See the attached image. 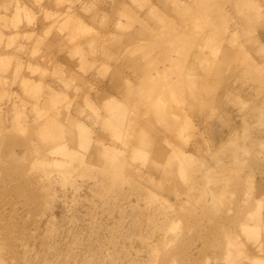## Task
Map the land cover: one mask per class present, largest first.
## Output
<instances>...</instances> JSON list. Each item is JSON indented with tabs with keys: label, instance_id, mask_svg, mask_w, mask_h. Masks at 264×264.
Returning a JSON list of instances; mask_svg holds the SVG:
<instances>
[{
	"label": "rangeland",
	"instance_id": "1",
	"mask_svg": "<svg viewBox=\"0 0 264 264\" xmlns=\"http://www.w3.org/2000/svg\"><path fill=\"white\" fill-rule=\"evenodd\" d=\"M263 208L264 0H0V264H264Z\"/></svg>",
	"mask_w": 264,
	"mask_h": 264
},
{
	"label": "crops",
	"instance_id": "2",
	"mask_svg": "<svg viewBox=\"0 0 264 264\" xmlns=\"http://www.w3.org/2000/svg\"><path fill=\"white\" fill-rule=\"evenodd\" d=\"M57 41H59V40L56 38L50 39V43H52V42L56 43ZM46 55L49 56L50 58L55 57V61L58 62L61 66L65 67V68L68 66L71 67L73 59L69 57V52H68L67 48H65L63 50L62 49L59 50L56 48L55 51L49 50V51H47ZM68 69H70V68H68ZM49 82L54 86L56 85L52 79H49ZM261 218H262V223L264 224V208L262 210ZM262 252H263V257H264V245L262 246ZM263 257H261V258H263Z\"/></svg>",
	"mask_w": 264,
	"mask_h": 264
}]
</instances>
